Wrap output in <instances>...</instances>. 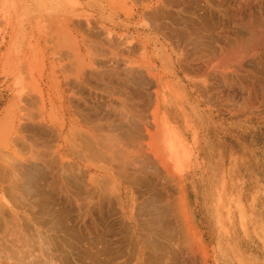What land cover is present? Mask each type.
I'll list each match as a JSON object with an SVG mask.
<instances>
[{"label": "crops", "instance_id": "crops-1", "mask_svg": "<svg viewBox=\"0 0 264 264\" xmlns=\"http://www.w3.org/2000/svg\"><path fill=\"white\" fill-rule=\"evenodd\" d=\"M23 1L31 4L27 8L37 9L42 18L26 25L24 30L28 35L21 41L17 38V20L14 25L9 23V17L18 16L19 12L9 6L8 0H0V127L7 111L20 110V102L30 95L31 87L40 90L37 95L40 102L32 103V107L29 105L30 111L61 113L87 110L84 100L88 106V71L86 69L76 79L71 73H75L79 64H88L85 50L88 42L95 38L102 40L103 44L95 40L99 43H96L99 67L104 64V60L101 62L105 41L102 35L110 32L124 41H132L134 53L138 45L142 59L156 67V104L153 111L158 112L161 157L157 168L152 167L151 157L146 160L144 168H136V161L131 165L133 162L129 159V166L119 169L128 174L137 170L176 171L194 232L193 239L198 248L202 246L209 251L213 264H264V103L249 105L250 11L246 5H239L245 0ZM19 2L17 0V6L21 5L23 15V5ZM189 17L196 21L192 28L184 23ZM12 26L13 37L10 36ZM44 31L49 35V55L47 60L39 61L37 54L43 49L40 33ZM203 33H207V42H202ZM190 37L194 45L198 43L192 52L186 44ZM68 40L77 41L79 51L66 49ZM158 49L161 56L166 57V64L155 55ZM202 53L208 58L202 60ZM260 54L254 56L257 68L264 65V54ZM41 64L48 67L42 69ZM63 64L71 65L67 74L72 78L68 82L66 70H62ZM6 65H12L10 71ZM169 66L171 71L164 77L165 82L159 83L160 76L168 71ZM41 69L44 71L42 75ZM102 74L100 72L105 83ZM99 76L97 90H104L105 84ZM168 78L181 81L182 84L178 83L176 87L177 91H183L181 103L169 105L165 102ZM129 92L133 99L129 97V106H133V112H136V87L130 88ZM84 95L88 97L84 98ZM126 95L125 92L121 94L125 100ZM190 101L194 103L195 115L187 108ZM128 110L131 111L130 108ZM63 121L64 125L57 123L56 119L53 121V118L35 120L34 139L46 143L42 140L46 138V144H54L56 148L55 136L42 137L41 130H35L39 126L50 130L65 127L67 119ZM58 143H64L63 137ZM128 145L129 151H136L135 139L132 141L129 137ZM65 155L67 158L70 156L67 152ZM81 163L83 165L84 162ZM55 165L15 169L1 167L0 201L16 202L20 218L21 215L25 218L24 209L29 204L33 205L36 207L34 213L40 217L41 230L49 239L52 236L62 240L66 237L64 228L67 229L72 221V216L69 217L73 205L72 171L97 170L82 165L75 167L76 170L71 164ZM221 191L225 207L218 205V192ZM234 208H241L240 221L232 213ZM52 251L57 254L54 248Z\"/></svg>", "mask_w": 264, "mask_h": 264}, {"label": "rangeland", "instance_id": "rangeland-1", "mask_svg": "<svg viewBox=\"0 0 264 264\" xmlns=\"http://www.w3.org/2000/svg\"><path fill=\"white\" fill-rule=\"evenodd\" d=\"M246 1L242 2V3H244V6L246 3V7H249V11H250L249 12V20H248V26H249V31H250V39H249L250 63H249V78H248L249 97H248V99H249V105L252 107V105H258V104L262 105L264 103V65H263V67L260 66L257 68L256 65L254 64V58H256L254 56H256L258 53L259 54L261 53L260 55L264 54V0H260V1L259 0H249L248 4L249 3H251V4H249L248 6H247ZM239 5L242 6L241 3ZM38 12L39 11L37 9H35L34 11H31V12H27V13H25V15L23 14L21 16V19H20V17L17 18L16 16H13V17L10 16L9 17L10 25H14L16 22L15 19L17 20V24H18L17 25V27H18L17 38L19 40L22 41L28 35L27 31L24 30V29H26V25L28 23L34 24L36 21H38L39 19L42 18V17H40L41 15L37 14ZM187 20L194 21V19L189 17V18H186L184 20V23L186 24V26H188V28H192L193 26H189L188 23H186ZM195 22L196 21H194V24H195ZM20 25H21V27H20ZM11 29L13 30L14 27L12 26ZM14 34H15V32L13 30L10 33V36L13 37ZM191 34L192 33H189V35H191ZM40 35H41L40 36V40H41L40 43L42 44L43 49L40 51V53L37 54L38 56H40V57H37L39 59V61L43 60V59L47 60L48 55H49V53H48V47H49L48 31H44V32L40 33ZM105 38L107 40L104 41V45H106V46H104V58L101 57V62L104 60L105 66L103 64H101V66L103 65L104 68H106V69H103L100 66L98 67V64H97L98 56H97V51H96V43L89 41L92 45L89 44V42H88V47H87V49H85L86 53L88 55L87 56L88 64H83V65L79 64L78 69H75V73H71V74L75 78L77 76L80 77L82 72H84L87 69V71L89 73L88 74L89 80H93L94 76H95V83H97V78H96L97 73L100 71L102 74V72L107 71L105 73L109 72L110 77H109V79L105 78V82H106L105 84L106 85L113 82L114 79L115 80L116 79H118V80L122 79V82H123L126 75H128V77H129V89L130 88L133 89L134 87H136V89H137V102H136V104H137V110L138 111H136V112L130 111L132 113V115H131V113H129V111H128V108H129L128 102L129 101L125 100L122 96L117 95L118 91H122V90L124 91L125 90V88L122 89L124 87V85L122 86V88H117V89L114 88L116 90L112 89L111 84H109L110 87H109V85H107V86L104 85V88L107 92H105V90H104V96H103L102 95L103 90L101 89L102 90L101 91L102 96L99 95L100 96L99 97L97 95V92H98L97 86H96V90L94 88L95 86H93V85H95L94 81L89 83L88 90L90 91V94L93 95L94 101L97 100V99H95V97L96 98L99 97V99L101 101L100 103H103L102 102V100H103L104 104L102 106H104V108L106 109L105 110L106 112H108L107 109H110L113 106L121 108L123 112L120 109L118 111L120 113L117 115L115 114V116H118V115L120 117L122 116V119H123V117L125 115V119H123V120H126L124 122L122 119L118 118L119 116L117 117V119L122 121V124H123L122 125L121 121L119 122V120L115 119V121L117 120L115 122L116 124H115V126L112 127L114 130H116L115 134L117 137L115 139L113 138L111 141L107 140L108 142H105V144H104V141L101 140L102 138L100 139V141L103 142L101 144H100L99 139H98L99 143H97V147H96L97 149L95 150V153L98 150L97 153L100 156L97 153H96V155H98L99 158L97 156H96V158L95 157L92 158V157H90L91 155L88 156V154H86L85 151L82 152V148H81V144H80L81 141L79 139L80 134L81 133L86 134V131L90 132L91 130H93V128L92 127H90V129L82 128L79 125L80 120L78 118L80 117L81 112H79V111H67V112H61V113L60 112H57V113L46 112L45 113L44 111H30V110H28V108L32 107L31 106L32 103L40 102V101H38V96H37L38 92L40 90L33 89L32 87L29 90L30 95H26L25 98L20 102V105H19L20 110H18V111H7L3 117L4 124L2 127H0V168L4 167V168H8V169H15V168H21L23 166L52 167V166H54V163L61 166V167L68 166L71 164L72 167L75 168V167H79L82 165L81 161L78 158H75V156H76L75 152L76 151H78V153H80V155H78V153H77L78 157L81 155H82V157H86V158H87V156L90 157V158H88L89 165L84 162L82 166L89 167V168L97 170V171H72L73 172V180L75 181V183L72 184V202H73L72 219L74 218L72 220V225H73L74 230L77 232V237L79 236V238H81V239L78 238L79 240L77 242L75 240V244L77 246L76 247L77 250H75V251L77 254H80L82 251H85L84 248L86 247V245H84V244L86 243V240H89V242L91 243V240L95 239L96 235H97V237L102 236V234L100 235L99 233L104 232L103 227L107 223L109 225H112V223H110V222H111V220L113 221V219L115 217L114 216L113 219H111L112 216L109 214H112V213H110V211L112 209L106 208L105 211L107 209H109V210H107L109 217L106 216L107 212H105L106 213L105 216H106V218H108L107 220L105 218L107 223L105 222V224H102L103 226L102 225L98 226L99 223L97 221H98V219L100 220V217L95 212L96 210H94L95 213H93V214H92V212H91V214L90 213L87 214L88 211L86 212L87 208H85V206H86L85 204L89 203L90 201H92V203H94L98 200V199H96L97 196L94 197L95 200L94 199L90 200L91 197H90V194H88L89 192H87V190L89 189V191H90L91 186H92V188L94 189L93 193H95V195H97L98 193H102V191H103L102 188H104V187L106 188V186H104L105 183L103 182L104 181L103 179L108 178L109 176L108 175L105 176L102 173V171H106L105 168L109 169V171H112V170L116 171V169H119L121 167L126 168L127 166H129V164H128L129 159H130L131 163L133 162L132 163L133 165H134V162L136 161V164L134 166H136L138 168L144 167L145 161L148 160V158L150 159L151 157H153L152 161L154 162V163L152 162V167L155 168V166H157V163L160 161V157H161L162 140H161L160 129L158 128V123H159L158 112L155 110L153 111V108H155V104H156V97H155L156 67L152 66L148 61H144L142 59L141 50H140L138 45H137V49H136V54L133 53L135 48H133V45H132L133 42L132 41L131 42H129L128 40L124 41L123 39L116 36L115 33H110V32L105 33ZM203 41H206V42L208 41L207 33H203L202 42ZM186 42H188L186 44H189L188 50L191 52L193 51L194 47L198 46V43H196L194 45V40L192 37H190L189 40ZM93 45H95V46L93 47ZM203 45H204V43H202V46ZM107 47H108V49H107ZM77 48H78V42L77 41L68 40L66 49H68L71 52H74V50L79 51ZM110 49H111V51H110ZM88 50H90L92 55L90 52H87ZM105 50H107V51H105ZM106 52H108V53H106ZM157 52H159L158 55H160V57L165 61V62H163V64H166V60H167L166 57L161 56L159 49L155 50V55H157ZM108 54H109V56H108ZM54 57H55V55L53 54V58ZM111 57H113V58H111ZM201 58L203 60V59L208 58V57L205 53H202ZM69 66H71V65H69V64L68 65H66V64L62 65V70H64V71L66 70L65 76L67 77L66 78L67 82L72 78V76L67 74V70L69 71V69H68ZM6 67H8V70L10 71L12 65H6ZM41 67H42V69H45L48 67V65L47 64L46 65L41 64ZM42 69H41V75L44 72ZM95 70L97 71V73ZM92 71H95V73L94 72L92 73ZM169 71H171V66H169L167 72H164L163 76H160V78L158 80L159 83L165 82L166 79H164V77H166V75H167V73H169ZM111 73H112V75H111ZM90 74H92L93 77L91 76V78H90ZM108 74H106V76H108ZM112 76H113V78H112ZM134 77H136L135 81H134ZM110 78H112L113 80L111 79V81H110ZM107 81H108V83H107ZM167 83H168V87L165 90V102L169 105H176L177 103H181L183 100V98H182L183 91H180V90L177 91V89H176L178 83H179V85L182 84L181 81L178 79H175V78H173V79L168 78ZM91 84H93V85L91 86ZM90 87H93L94 89L93 88L91 89ZM108 88H110L109 90L112 89V91H109ZM90 94H89L88 102L92 98ZM72 97L74 99L76 98L74 96H72ZM107 98H108V100H107ZM170 98H172L173 103L169 102ZM92 100H93V98L91 99V101ZM91 101L88 103L89 106H91L90 105L91 103L92 104L94 103V101H92V102ZM97 101H95V102H97ZM125 101H127V102H125ZM95 104H97V103H95ZM118 104L121 107L117 106ZM29 105H30V107H29ZM122 105L123 106L126 105L125 106L126 108L123 107ZM44 118H46L48 120H49V118H51V119L53 118V121L56 119V122L59 124H62V125H64V121H63L64 118L67 119L68 124L65 127L64 126L58 127L57 129H51V130L48 127H41V129H42L41 133L44 132V135L41 134L42 137L43 136L48 137L49 135H53V136L56 135V138H57L56 148H55L54 144H51V145L46 144V143H48L46 138H42V140L46 141V143L43 142L41 144H38V140L36 141V139H34V135H35L34 128L31 125L34 124V122H33L34 120H38V119L43 120ZM69 119H71L72 121ZM117 122H119V124H117ZM129 127H131V128H129ZM35 132H38V131L35 130ZM59 132H60V134H59ZM91 133H92V131H91ZM91 133L89 134L90 136H91ZM76 135H78V136H76ZM60 136H62L64 138L63 142H66L65 144L64 143H58L59 140L61 141ZM100 136L101 135H99V137ZM16 137H18V138H16ZM129 137L132 138V141H133V139H135L136 151H134L133 149L131 151H129V145L127 142ZM149 138L151 140H149ZM91 140H92V138H91ZM147 140H149V143H147ZM51 147H54V148H51ZM69 147L70 148L73 147L75 149L74 150L75 156H71V152H73V150H71V152H69L70 151ZM107 148L110 150H108ZM100 149L102 150V152L100 151ZM106 149L110 153L106 152L107 151ZM65 152H67L70 155L68 158L66 156H64ZM142 152H143V154H142ZM61 154H62V160L60 158ZM103 155L105 156L104 159L102 158ZM100 158H102V159H100ZM55 159H56V161H55ZM114 159H116V160H114ZM57 160H59L61 162H58ZM107 160L108 161L114 160V162H116V163L111 162V165H112L111 166L106 162ZM85 161H86V159H85ZM60 163H62V165ZM74 163H75V165H73ZM124 165H126V166H124ZM147 166H149V165H147ZM115 167H116V169H114ZM131 172H133L131 174H136V172H134V171H131ZM175 172L176 171H174V172L173 171H150V172L149 171H145V172L143 171V173L146 175L148 173L149 177L153 176L154 174H155L154 175L155 177L158 175L159 179H160V177L166 178L165 177L166 175H172L173 173H174V176L177 177V174ZM137 173H138L137 178L139 177L138 176L139 174H143L142 171H139V172L137 171ZM165 173H166V175H165ZM83 175H85V176H83ZM114 176H116V175H114ZM154 176L150 177V178L155 179ZM83 177H85L84 179H85V182L87 184L82 179ZM144 177H145V175L144 176L142 175L139 178H144ZM101 178H103L102 179L103 181L101 180ZM159 179L157 178L154 181L162 183V181H158ZM100 183H104V184L100 185ZM163 183H164V181H163ZM109 184H107V185H109V186H107L109 188H106V191H107L108 195L110 196V197L108 196V198L109 199L111 198L109 201L117 200V204H115V205H117V207L119 209H121V205H123V206L125 205V207H124L125 212H126L125 216L122 213L120 214V216H122L121 219H123V217L125 218L122 222L123 224L120 223V225H122L120 227V229L123 228V226L125 228L129 224L128 223V221H129L128 216L131 215L130 214L131 213L130 207H131V204L133 201L132 198L130 199L131 191H129V189H128L129 187H128L125 179L123 180L121 178L120 179L115 178L114 181H112ZM122 186H123V197H120L121 199H118L119 198V196H118L119 195V193H118L119 189L118 188L121 189ZM92 190H91V192H92ZM82 195H83V197H82ZM128 196H129V202L131 204L126 202L128 199ZM217 200H218V205H220V204H221V206L225 205L224 195H223L222 191L218 192ZM107 203L108 202L106 201V204ZM144 203H143L144 206H147V207L149 206V205H147L149 203H147V202H146L147 204L146 203L144 204ZM13 204H15V205H13ZM127 204H129L130 207H128ZM110 205H112V204H110ZM139 205H142V203H139V202L135 203V206H139ZM107 206H108V204H107ZM112 208H113V206H112ZM119 209L117 210L118 212H119ZM145 209L147 210L146 207H145ZM148 209H150V208H148ZM240 209L241 208H238V209L234 208L233 210L231 209L233 215L237 217L238 221H240V218H239L240 217L239 216L240 215ZM24 210L26 212L25 218H23L22 215L20 218V216H18L16 202H13V203L10 202L9 203L6 200L0 201V264H68L69 263L68 253L70 251H69L68 246H66V243H64V242L68 243L69 237H67V232L64 230V232H66L65 233L66 237L62 238V240L61 239H59V240L53 239L52 236H51V239H49L46 232H44V230H41L39 216L34 213L36 210V207L34 208L33 205L29 204L28 208L24 209ZM223 210L224 209H222V211ZM49 214L53 215L51 213H49ZM95 215H97L96 216L97 218H94ZM118 217L119 216H116L117 220H119ZM86 218L88 220L91 219V220H89V223L86 222L87 221ZM222 218L224 219V216ZM136 219H137V217H136ZM79 220H81V221H79ZM105 220H103V221H105ZM35 221L37 223H35ZM91 221L93 222L94 225L90 224V223H92ZM124 221L125 222L127 221L128 224L125 223L126 225H124ZM131 224L136 225L134 223H131ZM219 225H222V224L219 223ZM86 227H88L89 229L92 227L91 228L92 231H90V235L86 234V232H87ZM124 228L121 229L120 231L124 230ZM95 229H97L96 231L99 232L98 234L96 233ZM98 229L101 230V232ZM129 229L132 232L133 237L135 239L137 234H135L134 232L136 231V233H137L139 231V227L133 228L131 225V227ZM121 233H123V232H121ZM91 234H93V235H91ZM110 236L111 235L107 234L105 240H107V238H108L107 241L110 240L112 242L114 240V238L112 236L110 238ZM85 237H86V240L84 239ZM88 237H89V239H88ZM119 238H121V237H119ZM65 240H67V241H65ZM192 240H194V239H192ZM95 241H96V239L93 240V243H92V244H94L93 246H95V247H96V245H98V246L96 248H93V246H92L93 251H98L99 249H100V251L105 250L104 246H103V248L101 246H102V244L103 245L106 244L107 241L106 242L103 241V243L101 241L102 244L101 243L97 244ZM110 241L108 243H111ZM193 242H195V244H193V245H194V248L196 251V259L198 258L196 260L197 264H200V263L201 264H213V260H212L213 256L209 254V251L206 248H202V246H201V248H198L197 242L195 240ZM221 242H224V240H222ZM51 248L52 249L54 248V250H56V253H57L56 255L53 254V251ZM105 248H106V245H105ZM75 251H74V253H75ZM198 254H201V255H198ZM75 257L76 256H74L72 258L73 263L74 264H80V262H78V260H76L77 257L76 258ZM103 257H104V255L100 256L101 263L108 264L105 261V259L103 260Z\"/></svg>", "mask_w": 264, "mask_h": 264}, {"label": "bare ground", "instance_id": "bare-ground-1", "mask_svg": "<svg viewBox=\"0 0 264 264\" xmlns=\"http://www.w3.org/2000/svg\"><path fill=\"white\" fill-rule=\"evenodd\" d=\"M20 2V4H22L23 5V13H24V15H25V13H27V12H31V11H34V10H32V8L31 9H29V8H27V5L29 6L30 5V7H31V4L30 3H28L27 1H23V0H19ZM139 2H141V0H138ZM137 0L135 1V2H138ZM198 1V0H197ZM246 1V0H245ZM248 1L249 0H247L246 2H247V6L249 5V4H251V3H249L248 4ZM260 1V0H259ZM8 2L10 3V7H13L14 8V10L15 11H17V13H18V16H16L17 18H19L20 17V19H21V16H22V11H21V9H20V7H21V5H18L17 6V0H8ZM134 2V4H136ZM143 2V1H142ZM145 2V1H144ZM138 4V3H137ZM257 4V3H256ZM245 5H246V3H245ZM262 5V4H261ZM208 6V5H207ZM242 6H244V3L242 4ZM17 7H18V9H17ZM245 7V6H244ZM6 8V7H5ZM243 8V7H242ZM204 10H206V9H204ZM245 10H246V8H245ZM140 11H142V9H139V12ZM210 11V10H209ZM247 11H248V9H247ZM154 12V11H153ZM160 12V11H159ZM150 13V12H149ZM142 16H144V13H143V15ZM146 16H147V14H146ZM148 16H150L149 14H148ZM153 18V17H152ZM204 18V17H203ZM206 18V17H205ZM144 20V19H143ZM203 20V19H202ZM252 22V21H251ZM143 23H145V22H143ZM186 23H188V25L189 26H194V21H192V20H187L186 21ZM147 26V25H146ZM208 26V25H207ZM20 27H21V25H20ZM84 28V27H83ZM43 29V28H42ZM96 30H97V28H96ZM99 31V30H98ZM95 33V32H94ZM103 34V33H102ZM41 36V35H40ZM84 36V35H83ZM85 37V36H84ZM99 37V36H98ZM102 37L104 38L105 36H103L102 35ZM82 38V37H81ZM88 39V38H87ZM92 39V38H91ZM98 38H95V40H97ZM90 39H88V41H89ZM95 40L94 41H92V42H94L95 43ZM107 39L105 38V41H106ZM112 40V39H111ZM114 40V39H113ZM100 41H101V43H102V40L101 39H98V42L100 43ZM86 42H87V40H86ZM97 41H96V43H98ZM83 43H84V41H83ZM98 43V44H99ZM124 43V42H123ZM85 44V43H84ZM89 44H91L90 42H89ZM103 44V43H102ZM92 45V44H91ZM101 45V44H100ZM113 45V44H112ZM118 45V44H117ZM116 45V46H117ZM95 45H93V47H94ZM104 46H106V45H104ZM119 46V45H118ZM117 46V47H118ZM86 47V46H85ZM113 47V46H112ZM101 48V47H100ZM111 48V47H110ZM115 48V47H114ZM113 48V49H114ZM119 48V47H118ZM106 49V48H105ZM107 49H108V47H107ZM115 50V49H114ZM118 50V49H117ZM116 50V51H117ZM128 50V49H127ZM75 51V50H74ZM101 51V50H100ZM105 51H107V50H105ZM110 51H111V49H110ZM109 51V52H110ZM115 51V52H116ZM87 52H90V50H88ZM120 52V51H119ZM91 53V52H90ZM89 53V54H90ZM100 53V52H99ZM101 53H102V51H101ZM100 53V54H101ZM106 53H108V52H106ZM118 53V52H117ZM126 53V52H125ZM124 53V54H125ZM133 53H134V51H133ZM110 54V53H109ZM109 54H108V56H109ZM159 54V52H157V55ZM91 55H92V53H91ZM88 56V55H87ZM104 56V55H103ZM118 56V55H117ZM158 56H160V55H158ZM111 58H113V57H111ZM70 59V58H69ZM83 59V58H82ZM109 59V58H108ZM77 60V59H76ZM93 60V59H92ZM114 61V60H113ZM112 61V62H113ZM109 62V61H108ZM115 63V62H114ZM71 64V63H70ZM72 65V64H71ZM104 66H105V64H103ZM102 65V66H103ZM112 65V64H111ZM115 65V64H114ZM102 66H100L101 68H104V66L102 67ZM165 66V65H164ZM113 67V66H112ZM115 68V67H114ZM69 69V68H68ZM73 69V68H72ZM104 69H106V68H104ZM116 69V68H115ZM112 70V69H111ZM70 71V70H69ZM96 71V70H95ZM95 71H92V73L94 72L95 73ZM99 71V70H98ZM72 72V71H71ZM86 72V71H85ZM105 72H107V71H105ZM96 73H97V71H96ZM99 73V74H98ZM97 74L98 75H96V78H98V76L100 75V71L98 72ZM103 73V72H102ZM109 73V72H108ZM108 73H103L104 74V76L105 77H103L104 78V81H105V78H108L109 79V75H110V73L108 74ZM89 74V73H88ZM87 74V75H88ZM102 74V75H103ZM106 74H108V76H106ZM111 75H112V73H111ZM91 76H92V74H90V78H91ZM115 76V75H114ZM93 77V76H92ZM100 78L99 79H101L102 80V78H101V75L99 76ZM65 78V77H64ZM67 78V77H66ZM69 78V77H68ZM77 78V77H76ZM75 78V79H76ZM112 78H113V76H112ZM112 78H110V81H111V79ZM115 78V77H114ZM77 80H79V79H77ZM76 80V81H77ZM113 80V79H112ZM94 81V83H95V76H94V79L93 80H88V82L90 83V82H93ZM109 81V82H110ZM114 82V83H113ZM113 82H111V83H109V84H111L112 86V89L113 90H116L117 88H122V86L124 85V87L122 88V89H124L125 88V90L123 91L122 90V93H126L127 95H126V97H127V99L126 100H128L129 99V97H130V95H129V77H128V75H126V77H125V79L123 80V82H122V79L120 80H118V79H114L113 80ZM87 83V82H86ZM93 83V84H94ZM97 83H98V81H97ZM97 83H95V85H93V84H91V86L93 85V86H95L94 88H95V90H96V86L98 87V85H96ZM102 83H103V80H102ZM106 83V82H105ZM105 83H103V85L105 84ZM107 83H108V81H107ZM99 84V86H100V82L98 83ZM109 84H107V85H109ZM68 85V84H67ZM106 85V84H105ZM106 85V86H107ZM86 86H87V84H86ZM101 86H102V84H101ZM109 87H110V85H109ZM91 89L93 88V87H90ZM89 88V89H90ZM93 88V89H94ZM100 88V87H99ZM114 88H116V89H114ZM110 88H108V90H109ZM112 89L111 90H109V91H112ZM88 90V89H87ZM99 90V89H98ZM104 90H105V88H104ZM103 90V91H104ZM120 90V89H119ZM80 91V90H79ZM83 91H85V90H83ZM89 91V90H88ZM94 91V90H93ZM100 92L102 91L101 89L99 90ZM98 91V92H99ZM108 91V92H109ZM86 92V91H85ZM97 92V93H98ZM98 93L99 95H101L102 94V92L101 93ZM105 92H107L106 90H105ZM71 93V92H70ZM82 92H80V94H81ZM88 93V92H87ZM110 93V92H109ZM121 93V92H120ZM119 93V94H120ZM121 93V94H122ZM89 94H90V91H89ZM97 94V95H98ZM121 94H120V96H121ZM71 95H73V94H71ZM75 95V94H74ZM91 95V94H90ZM103 96H104V94H102ZM101 95V96H102ZM109 95V94H108ZM112 95V94H111ZM114 95V94H113ZM118 95V94H117ZM125 95V94H124ZM123 95V96H124ZM76 96V95H75ZM79 96V95H78ZM81 96V95H80ZM85 96V95H84ZM95 96V95H94ZM82 97H83V94H82ZM86 97H88V96H85L84 98H86ZM91 97L93 98V100L92 101H94V97H93V95H91ZM100 97V96H99ZM107 97V96H106ZM109 97V96H108ZM83 98V99H84ZM91 98V99H92ZM102 98V97H101ZM104 98V97H103ZM131 99H132V96L130 97ZM88 99H89V97H88ZM91 99H90V101H91ZM95 99H97L98 100V97L96 98L95 97ZM125 99V98H124ZM73 100V99H72ZM97 100H95V101H97ZM107 100H108V98H107ZM112 100V99H111ZM85 101V109H86V107L88 108L87 110H85V111H83V112H81V114H80V117L78 118L79 120V122H80V126H81V124L83 125V128H87V129H90V127H92L93 128V130H91L92 131V133H91V131L89 132V131H86V134H84V133H79L80 134V144H81V148H82V152L83 151H85V153L86 154H88V156H90V157H95L96 158V156L98 157V150H97V154L98 155H96V153H95V150L97 149L96 147H97V143H99L100 142V144L101 143H103V142H101L100 141V139L101 140H103L104 141V144H105V142H108V141H111L113 138L115 139L117 136H116V134H115V131L116 130H114L112 127L113 126H115V122L117 121V120H119V119H122V116L120 117L119 115V117L118 116H115V114L117 115V114H119L120 112H118L119 111V109H121V108H119V107H115V106H113L112 108H110V109H107L108 110V112H106L105 110V108H104V106H102L103 104H104V101L102 100V102L103 103H99L98 101L97 102H95L94 101V103L92 104H90L91 106H89V102L87 103L88 104V106H86V100H84ZM91 101V102H92ZM99 101H100V99H99ZM113 101V100H112ZM128 101H130V99L128 100ZM132 101H133V99H132ZM132 101H131V103H132ZM80 102V101H79ZM101 102V101H100ZM111 102V101H110ZM115 102V101H114ZM125 102H127V101H125ZM169 102L170 103H173V101H172V98H170L169 99ZM83 103V102H82ZM95 103H97V104H95ZM130 102H128V104H129ZM73 104V103H72ZM194 103L193 102H188L187 103V108H190L191 110V114H193V115H195V107H194V105H193ZM71 105V104H70ZM72 106V105H71ZM74 106V105H73ZM117 106H120L119 104L117 105ZM123 106V105H122ZM126 105H124L123 107H125ZM129 106V105H128ZM131 106V105H130ZM129 106V108L131 109V112L132 111H135V110H133L134 108H133V106L132 107H130ZM121 107V106H120ZM73 108V107H72ZM126 108V107H125ZM77 111H78V109H76ZM83 110H84V108H83ZM22 111V110H21ZM121 111H122V109H121ZM129 111V110H128ZM136 111H138V110H136ZM80 112V111H79ZM78 112V113H79ZM116 112V113H115ZM123 112V111H122ZM130 111H129V113H131ZM174 114H176V113H174ZM71 115V114H70ZM131 115H132V113H131ZM136 115V114H135ZM117 117L119 118V119H117ZM69 118V117H68ZM138 118V117H137ZM74 119V118H73ZM115 119H117L116 121H115ZM123 119H125V115H124V117H123ZM122 119V120H123ZM69 120H71V119H69ZM129 120V119H128ZM35 121V120H34ZM33 121V122H34ZM72 121V120H71ZM121 120H119V122H120ZM124 122L126 121V120H123ZM131 121V120H130ZM144 121V120H143ZM74 122V121H73ZM119 122H117V124H119ZM42 123V122H41ZM134 123V122H133ZM19 124V123H18ZM72 124V123H71ZM74 124V123H73ZM78 124V123H77ZM114 124V125H113ZM121 124H122V121H121ZM120 124V125H121ZM125 124V123H124ZM35 125V124H34ZM44 125V124H43ZM123 125V124H122ZM121 125V126H122ZM128 125V124H127ZM31 126H33V125H31ZM56 126H58V125H56ZM28 127V126H27ZM71 127V126H70ZM127 127V126H126ZM133 127V126H132ZM77 128V127H76ZM120 128V127H119ZM129 128H131V127H129ZM31 129V128H30ZM82 129V128H81ZM141 129V128H140ZM139 129V130H140ZM40 130H42L41 129V126H39V129H36V131H40ZM44 130V129H43ZM79 130V129H78ZM62 131V130H61ZM75 131V130H74ZM41 132V131H40ZM39 132V133H40ZM43 132V131H42ZM80 132V131H79ZM25 133V132H24ZM91 133V136L89 135ZM138 133V132H137ZM42 135H44V132L43 133H41ZM40 134V135H41ZM59 134H60V132H59ZM175 134V133H174ZM16 135V134H15ZM37 135V134H36ZM99 135H101L100 137H99ZM137 135V134H136ZM76 136H78V135H76ZM103 136V137H102ZM141 136V135H140ZM55 137H56V135H55ZM61 137V136H60ZM145 137V136H144ZM16 138H18V137H16ZM25 138V137H24ZM62 138V137H61ZM91 138H92V140H91ZM139 138V137H138ZM64 139V138H63ZM98 139H99V142H98ZM16 140V139H15ZM108 140V141H107ZM145 140V139H144ZM18 141V140H17ZM37 141V140H36ZM133 141H134V139H133ZM50 142V141H49ZM128 142V141H127ZM40 142L38 141V144H39ZM66 142H64V144H65ZM41 144V143H40ZM143 145V144H142ZM75 146V145H74ZM102 146V145H101ZM100 147V146H99ZM51 148H54V147H51ZM70 148V147H69ZM61 149V148H60ZM64 149V148H63ZM103 149V148H102ZM108 149V148H107ZM106 149V150H107ZM71 150H73V152H71ZM74 148L72 147V148H70V151L69 152H71V156H75V153H76V156H75V158H78L80 161H83V162H86V161H88L87 159L88 158H90V157H88L87 156V158L86 157H82V155L81 156H77V153H78V151H76L75 153H74ZM108 150H110V149H108ZM106 151V152H109V151ZM47 151V150H46ZM100 151L102 152V150L100 149ZM99 151V152H100ZM112 151V150H111ZM100 152V153H101ZM105 152V153H106ZM59 153V152H58ZM104 153V152H103ZM102 153V154H103ZM110 153V152H109ZM60 154V153H59ZM142 154H143V152H142ZM67 155V154H66ZM65 155V156H66ZM78 155H80V153H78ZM100 156V155H99ZM104 155H103V159H104ZM60 158H61V160H62V154L60 155ZM73 158V157H72ZM86 159V161H85V159ZM99 158V157H98ZM102 158H100V159H102ZM149 159V158H148ZM60 160V159H59ZM59 160H57L58 162H61V161H59ZM106 160V159H105ZM114 160H116V159H114ZM114 160H112V161H106L109 165H111V162H114ZM55 161H56V159H55ZM152 161V160H151ZM150 161V162H151ZM146 162V161H145ZM153 162V161H152ZM114 163H116V162H114ZM154 163V162H153ZM127 164V163H126ZM129 164V163H128ZM131 164V163H130ZM149 164V163H148ZM66 165V164H65ZM73 165H75V163L73 164ZM88 165H89V163H88ZM123 165V164H122ZM121 165V166H122ZM131 165H133V164H131ZM54 166H55V164H54ZM112 166V165H111ZM124 166H126V165H124ZM56 167V166H55ZM103 167V166H102ZM146 167V166H145ZM150 167V166H149ZM156 167V166H155ZM3 168V167H2ZM2 168H1V171H2ZM61 168V167H60ZM105 168V167H104ZM122 168V167H121ZM136 168H138V167H136ZM142 168V167H141ZM144 168V167H143ZM157 168V167H156ZM57 169H59V168H57ZM62 169V168H61ZM75 170H76V168H74ZM73 169V170H74ZM106 169V171H102V173L106 176V175H108L109 177L108 178H105V179H103V178H101V180L105 183H100V185L101 184H104V186H106V188H109V187H107V186H109L110 184L109 183H111L112 181H114V179L116 178V179H125L126 180V183H127V185H128V189H129V191H131V195H130V199L132 198L133 199V201H132V204L129 202V196H128V199H127V203H130L131 204V207L129 206V204H127V206L128 207H130V209H131V215L130 216H128L129 218H128V223H127V221L125 222L124 221V225H126L125 223H127L128 225H127V227H125L124 228V226H123V228H124V230H122V231H120L121 229H123V228H121L120 229V227L122 226V225H120V223H122L123 222V220L125 219L124 217H123V219H121V217L122 216H120V214L122 213L124 216H125V214H126V212H125V205L123 206V205H121V209H119L118 207H117V205H115V204H117V200H114V201H109L110 199L108 198V193H107V191H106V188L104 187V188H102L103 189V191H102V193H96L97 195H95V193H93V191H94V189L92 188V186H91V190H92V192H91V190L89 191V189L87 190V192H89L88 194H90V200L92 199H94L95 200V196H97V198L96 199H98L96 202H94V203H92V201H90L89 203H87V204H85L86 206H85V208H87V210H86V212H87V214H91V212H92V214L93 213H97L98 214V216L100 217V220L98 219V226H100V225H102V224H105V222L107 223V219L108 218H106V216L107 217H109L108 216V212H107V210H109V209H112L111 211H110V213H112V214H109V215H111L112 216V218L111 219H113V217H114V219H113V221L111 220V222L110 223H112V225H109L108 223L103 227V231L104 232H102V233H99V232H97L96 230L97 229H95V231H96V233L98 234H102V236H98L97 237V235H96V237H95V239H96V243L98 244V243H101V241H102V243H103V241L106 239V236H107V234L108 235H111L113 238H114V240L111 242L110 240V242L112 243H108L109 241H107L108 240V238H107V240H105L104 242H106L107 241V243L106 244H102V248H103V246H104V249L105 250H103V251H100V249L98 250V251H93V248H96L98 245H96V247L95 246H93L94 244H92L93 243V240H95V239H92L91 240V243L89 242V240H86V237L84 238L85 240H86V243L84 244V245H86V247L84 248L85 249V251H82L80 254H77L76 253V251L75 250H77V246H76V244H75V240H76V242L79 240V239H81V238H79V236L77 237V232L74 230V228H73V225H72V221H71V225H69V227L66 229V228H64L65 229V231L67 232V237H69V239H68V243L67 242H64V243H66V246H68V248H69V253H68V259H69V263L68 264H74L73 263V260H72V258L74 257V256H76L77 257V259L76 260H78V262H80V264H105V263H101V261H100V256H102V255H104V257H103V260L105 259V261L108 263V264H197V259H196V251H195V248H194V245L193 244H195V242H193L194 240H192L193 238H194V232H193V230H192V227L190 226V224H191V222H190V220L188 219V213H187V211H186V204H185V198H184V194L180 191L181 189H180V185H179V183H178V177H176V176H174V173L172 174V175H166V173H165V177L166 178H161L160 177V179H159V176L157 177H155L154 175V177H155V179H159L158 181H162V183L161 182H155L154 180L155 179H153V178H150V177H153V176H150L149 177V175H148V173H147V175L146 174H144L143 173V171H142V173L143 174H139L138 176L139 177H141L142 175L144 176L145 175V177L144 178H137V171H136V174H128V172H126V171H122L123 169H119V170H112V171H109V169H107V168H105ZM114 169H116V167L114 168ZM135 168H133V170H134ZM139 169V168H138ZM151 169V168H150ZM130 170H132V169H130ZM78 171V170H77ZM148 171V170H147ZM66 172H68V171H66ZM139 172V171H138ZM145 172V171H144ZM150 172V171H149ZM64 173V172H63ZM75 173V172H74ZM161 173V172H160ZM176 173V172H175ZM68 174V173H67ZM85 174V173H84ZM87 174V173H86ZM153 174V173H152ZM168 174V173H167ZM114 175H116V176H114ZM83 176H85V175H83ZM65 177V176H64ZM85 177H83L82 179L84 180V182H85V179H84ZM99 180V179H98ZM72 184L73 183H75V181L73 180V178H72ZM70 181V182H71ZM101 181V182H102ZM109 181V182H108ZM163 181H164V183H163ZM99 182V181H98ZM125 182V181H124ZM68 183V182H67ZM86 183V182H85ZM87 184V183H86ZM107 184H109V185H107ZM125 184V183H124ZM126 185V184H125ZM88 186V185H87ZM90 186V185H89ZM86 187V186H85ZM87 188V187H86ZM100 188V189H101ZM119 190H118V193H119V198L118 199H121L120 197H123V186L121 187V189L120 188H118ZM127 189V188H126ZM207 189H209L208 187H207ZM128 192V191H127ZM208 192V191H207ZM40 193H41V191H40ZM39 193V194H40ZM128 194V193H127ZM92 195V196H91ZM208 195V194H207ZM78 196V195H77ZM117 196V197H118ZM42 197H43V194H42ZM81 197V196H80ZM82 197H83V195H82ZM86 197V196H85ZM110 197V196H109ZM209 197V196H208ZM41 198V197H40ZM42 199V198H41ZM81 199V198H80ZM88 199V198H87ZM42 200H44V199H42ZM72 200V199H71ZM84 200V199H83ZM106 201L108 202L107 204H108V206H107V204H106ZM131 201V200H130ZM112 202V203H111ZM123 202V201H122ZM136 202H139V203H142V205H139V206H135V203ZM149 203V204H147V205H149L148 207L147 206H144L143 205V203ZM71 203V202H70ZM69 203V204H70ZM73 203V202H72ZM144 203V204H145ZM110 204H112V205H110ZM123 204V203H122ZM71 206H72V204H71ZM84 206V205H83ZM112 206H113V208H112ZM111 207V208H110ZM145 207L147 208V210L145 209ZM106 208H109V209H107L106 211H105V209ZM148 208H150V209H148ZM155 208V209H154ZM119 209V212L117 211ZM65 210V209H64ZM94 210H96L95 212H94ZM105 212H107V215L105 216ZM66 214V213H65ZM60 215H62V214H60ZM59 215V216H60ZM67 215V214H66ZM214 215V214H213ZM71 216H73V215H70L69 217H71ZM94 216V215H93ZM97 215H95V217L94 218H97L96 217ZM110 216V217H111ZM116 216H119L118 217V219L119 220H117V218H116ZM137 217V219H136V217ZM88 217V216H87ZM90 217V216H89ZM98 217V218H99ZM213 217V216H212ZM40 218V217H39ZM58 218V217H57ZM105 218H106V220H105ZM64 219V218H63ZM74 219V218H73ZM72 218H71V220H73ZM87 219V218H86ZM40 220V219H39ZM61 220V219H60ZM59 220V221H60ZM65 220V219H64ZM63 220V221H64ZM89 220H91V219H89ZM89 220L87 219V221L86 222H88L89 223ZM103 220H105V221H103ZM133 220V221H132ZM62 221V220H61ZM62 221V222H63ZM79 221H81V220H79ZM78 221V222H79ZM110 221V220H109ZM42 222H43V220H42ZM92 222V221H91ZM96 222V221H95ZM131 223H134V224H136V225H133V224H131ZM91 225H94L93 224V222L92 223H90ZM89 224V225H90ZM123 224V223H122ZM132 225V227L134 228H137V227H139V231L136 233V231L134 232L135 234H137L136 235V237H135V239H134V237H133V234H132V232L130 231V227H131V225ZM60 225V224H59ZM90 225V226H91ZM66 226V225H65ZM103 226V225H102ZM63 228V227H62ZM88 227H86V234H89L90 235V231H92L91 230V228L89 229H87ZM99 230V229H98ZM64 231V230H63ZM94 231V230H93ZM100 232H101V230H99ZM133 231V230H132ZM121 232H123V233H121ZM140 232V233H139ZM104 233V234H103ZM79 235V234H78ZM91 235H93V234H91ZM95 235V234H94ZM87 236V235H86ZM111 236H110V238H111ZM81 237V236H80ZM119 237H121V238H119ZM79 238V239H78ZM92 238V237H91ZM83 239V240H84ZM88 239H89V237H88ZM65 241H67V240H65ZM82 242V241H81ZM94 242V243H95ZM79 243V242H78ZM91 245H90V244ZM105 245H106V248H105ZM92 246H93V248H92ZM96 250V249H95ZM197 250V249H196ZM74 251H75V253H74ZM100 251V252H99ZM105 251V252H104ZM97 252V253H96ZM103 252V253H102ZM198 253V252H197ZM198 255H201V254H198ZM75 257V258H76ZM106 257V258H105ZM74 258V259H75ZM67 261V260H66ZM68 262V261H67ZM205 263V262H204ZM201 264V263H200Z\"/></svg>", "mask_w": 264, "mask_h": 264}]
</instances>
